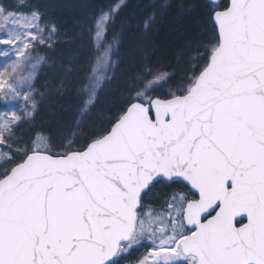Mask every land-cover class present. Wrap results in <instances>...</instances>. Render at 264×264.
<instances>
[{"label": "snow or ice", "instance_id": "obj_1", "mask_svg": "<svg viewBox=\"0 0 264 264\" xmlns=\"http://www.w3.org/2000/svg\"><path fill=\"white\" fill-rule=\"evenodd\" d=\"M122 6L96 22L88 105L108 79L106 31ZM214 22L216 42L186 85L161 97L168 73L153 74L82 148L55 155L39 138L16 157L4 151L0 264H121L140 247L138 264H264V0H228ZM0 31V56L15 57L0 92L31 115L40 15L0 7ZM19 119L2 122L0 145L12 147L5 133ZM165 181L186 191L144 210L143 195Z\"/></svg>", "mask_w": 264, "mask_h": 264}, {"label": "rangeland", "instance_id": "obj_2", "mask_svg": "<svg viewBox=\"0 0 264 264\" xmlns=\"http://www.w3.org/2000/svg\"><path fill=\"white\" fill-rule=\"evenodd\" d=\"M32 1L34 0H23V6H20L19 0H0V7L17 14L30 15L33 11L39 13L40 25L44 30L43 35L46 40L45 44L37 45L32 50L34 55L42 59L31 81V95L35 98L36 104L32 114H24L25 102L22 99L11 97L6 99L3 92H0V126L5 119H11L13 113L20 117L12 125V133H5L6 137L11 135L12 147L8 148L7 144L0 145V168L7 162L4 151L16 157L19 155L16 151L17 146L29 148L33 141L39 138L49 143L55 155L63 154L69 145L73 150L83 147L95 133L110 126V122L126 108L129 99L135 95V90L146 79H151L155 73L166 72L146 67L144 64L147 59L146 55L142 57L140 52L143 62L139 67L140 70L132 71L130 74L129 69L133 66L128 53H123L124 47L123 51L121 50L120 45L123 41L119 31L114 30V15L106 31V43L112 45V67L108 69V79L97 90L95 103L88 105L85 89L97 55L96 22L103 13L109 12L118 3L123 4L125 0H114L112 7L94 15H86L82 17L85 18L84 20L80 18L82 23H77L78 32L75 34L61 30L57 23L47 18L40 5ZM169 1L156 0V3L160 9H163ZM149 24L150 19L143 25V32ZM3 35L4 33L0 31V36ZM123 40L125 41V38ZM125 42L128 43V39ZM211 45V43L207 45L204 52ZM8 47L0 45V50H6ZM14 58V56L11 57V59ZM201 58L202 52L195 54L194 58L189 60L183 75L172 76L168 73L167 83L159 87L156 94L164 97L169 89L174 91L186 85ZM11 59L0 56V71L11 63ZM21 91H28V89L25 87ZM90 123L92 126H89ZM52 126L56 128L55 132L50 130ZM155 199L154 190H151L147 201L152 204ZM145 255H148L147 249L140 247L127 254L121 264H138V261Z\"/></svg>", "mask_w": 264, "mask_h": 264}, {"label": "trees", "instance_id": "obj_3", "mask_svg": "<svg viewBox=\"0 0 264 264\" xmlns=\"http://www.w3.org/2000/svg\"><path fill=\"white\" fill-rule=\"evenodd\" d=\"M46 1H48L46 5H40V8L57 24L56 20L65 22V19L74 24L82 23L80 18L94 15L98 10H103L114 3V0ZM51 2L64 4L52 7ZM224 4L226 1H223L219 8L222 9ZM122 5L115 14L113 27L122 37L121 50L123 51L124 47L123 53H128L132 63L130 74L132 71L140 70L139 67L143 63L141 53L142 57L146 55L147 59L144 62L146 67L161 69L172 76H180L185 72L189 60L202 52V58L194 67L193 73L199 71L207 52H204L205 47L216 42L215 31L211 25V14L214 9L204 0H170L163 9L158 7L156 0H125ZM149 19V27L143 32L142 27ZM123 38L125 41L128 39V43ZM55 129L52 126L50 130L55 132ZM48 146L52 151L49 143ZM151 190H154L156 199L149 204L147 201L149 192L144 195L142 201L144 210L151 208L164 211L173 193L185 192L179 185L156 184Z\"/></svg>", "mask_w": 264, "mask_h": 264}, {"label": "bare ground", "instance_id": "obj_4", "mask_svg": "<svg viewBox=\"0 0 264 264\" xmlns=\"http://www.w3.org/2000/svg\"><path fill=\"white\" fill-rule=\"evenodd\" d=\"M52 1H56V0H52ZM46 2H48V1H46V0H34V1H32V3H36V4H39V5H41V6H45L46 5ZM51 5H52V7H55V6H59V5H62V4H64V2H62V3H60V4H58V3H54V2H51L50 3ZM113 5V4H112ZM112 5H110L109 7H107V8H110V7H112ZM107 8H105V9H107ZM105 9H103V10H105ZM42 10V9H41ZM103 10H98L95 14H97L99 11H103ZM47 16V15H46ZM48 18V17H47ZM48 19H50V18H48ZM85 18H82L81 20H84ZM53 21V20H52ZM57 22H58V25L60 26V29L61 30H63V31H65V32H69V31H71L72 33H76V32H78L77 31V23H79V22H77V23H75V24H73L72 23V21H69L68 19H65V22H62L61 20H56ZM53 23H55L54 21H53ZM72 40L73 41H75V39H73V37H72Z\"/></svg>", "mask_w": 264, "mask_h": 264}, {"label": "water", "instance_id": "obj_5", "mask_svg": "<svg viewBox=\"0 0 264 264\" xmlns=\"http://www.w3.org/2000/svg\"><path fill=\"white\" fill-rule=\"evenodd\" d=\"M208 4H210V5H212V6H216V5H218L222 0H205ZM227 3H228V0H227ZM212 24H213V26H214V28H215V30H216V37L218 36V31H217V28H216V25H215V22H214V14L212 15ZM164 184H167V185H169V184H172V183H170V182H167V181H165V182H163Z\"/></svg>", "mask_w": 264, "mask_h": 264}]
</instances>
